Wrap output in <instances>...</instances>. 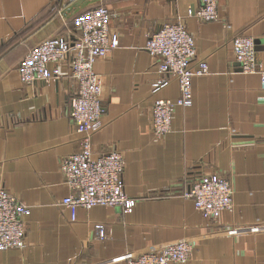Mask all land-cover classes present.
I'll use <instances>...</instances> for the list:
<instances>
[{
    "label": "crops",
    "instance_id": "0c3cea01",
    "mask_svg": "<svg viewBox=\"0 0 264 264\" xmlns=\"http://www.w3.org/2000/svg\"><path fill=\"white\" fill-rule=\"evenodd\" d=\"M200 0H0V187L28 207L25 245L0 250V264H125L127 252L153 250L177 239L192 241L184 262L264 264V230L227 233L232 226L264 227V82L239 71L232 38H254L264 69V0H217L218 17L201 20ZM97 5L109 11L110 40L93 63L102 82L101 125L90 135L94 155L122 152V179L133 207L77 208L71 219L61 161L80 149L69 117L76 82L66 65L59 79L24 83L17 69L41 40L69 35L74 17ZM182 22L194 36L191 101L176 105L171 129L151 130L156 99L176 100L174 75L158 71L144 45L164 23ZM219 172L234 186L232 210L202 216L181 193L199 173ZM101 222L106 237L97 239Z\"/></svg>",
    "mask_w": 264,
    "mask_h": 264
},
{
    "label": "built area",
    "instance_id": "2783aa9c",
    "mask_svg": "<svg viewBox=\"0 0 264 264\" xmlns=\"http://www.w3.org/2000/svg\"><path fill=\"white\" fill-rule=\"evenodd\" d=\"M189 13L201 20L218 17L217 0H200ZM109 11L105 6L89 7L77 14L75 31L69 35H56L41 40L20 60L17 69L24 83L59 79L62 66L76 82V95L72 98L69 117L73 129L80 135V149L61 161L64 184L68 193L60 199L75 218L79 207L90 209L95 205L117 206L123 211L133 207L136 200L126 194L122 179L124 157L121 151L110 149L93 154L90 135L101 125L104 106L101 101L102 82L94 71L96 58L112 50ZM145 49L157 59L158 71L176 77L179 95L176 100L156 99L151 107V130L162 137L171 129V115L176 105L185 106L191 101V83L194 75L207 71L204 60H195L194 36L182 22L164 23L147 36ZM234 60L239 71L259 73L264 82V69L258 67L255 41L252 36L236 34L232 38ZM234 186L231 179L219 172L199 173L181 193L190 198L196 209L207 219H216L221 210H232ZM28 207L18 198L0 187V250L21 248L25 245L23 217ZM101 222L93 225V234L104 239L106 232ZM264 230L260 225L230 226L227 233ZM193 248L192 241L177 239L153 250L127 252L125 264H169L184 262Z\"/></svg>",
    "mask_w": 264,
    "mask_h": 264
}]
</instances>
